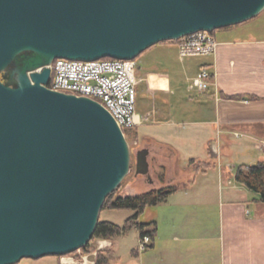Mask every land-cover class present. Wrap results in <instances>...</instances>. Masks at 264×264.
Masks as SVG:
<instances>
[{
	"label": "water",
	"instance_id": "obj_1",
	"mask_svg": "<svg viewBox=\"0 0 264 264\" xmlns=\"http://www.w3.org/2000/svg\"><path fill=\"white\" fill-rule=\"evenodd\" d=\"M264 0H0V73L26 52L19 86L0 80V264L63 256L92 239L130 172L123 130L98 101L48 87L57 58L132 60L199 31L247 22ZM148 148L136 175L152 181Z\"/></svg>",
	"mask_w": 264,
	"mask_h": 264
},
{
	"label": "crops",
	"instance_id": "obj_2",
	"mask_svg": "<svg viewBox=\"0 0 264 264\" xmlns=\"http://www.w3.org/2000/svg\"><path fill=\"white\" fill-rule=\"evenodd\" d=\"M226 29L214 32L216 52L203 55L206 59L190 77L192 81L207 69L212 86L196 90L189 99L173 92L167 71L138 65V76L147 82L141 90L137 87L139 108L132 131L142 144L139 149L148 148L157 166H167L166 183L178 181L179 174L171 173L181 169L176 168L179 150H188L185 167L191 177L177 183L180 189L158 211L153 246L140 251L136 230L138 245L131 249L136 257L126 264H264V202L236 182L237 165L227 159V150L238 149L239 165L264 160V149L256 147L264 143V37L256 30L228 34ZM166 155L170 163L162 162ZM193 158L211 166L195 172ZM117 239H97L94 246L112 250V264H122ZM77 253L58 256V264H78ZM86 256L88 264H96L97 252Z\"/></svg>",
	"mask_w": 264,
	"mask_h": 264
},
{
	"label": "rangeland",
	"instance_id": "obj_3",
	"mask_svg": "<svg viewBox=\"0 0 264 264\" xmlns=\"http://www.w3.org/2000/svg\"><path fill=\"white\" fill-rule=\"evenodd\" d=\"M243 30H256L257 31L256 33L258 35L264 37V11L260 15L247 21L246 23H243L242 25L229 27L224 32H228V34H233V33L241 32ZM220 32L222 31L217 30L218 34H220ZM36 57H37L36 53L31 51H26L20 54L16 58V60L9 67H7L6 70L0 73L1 82L11 88L18 87L19 86L18 75L20 74V72L25 71L23 61H25L28 58H36ZM205 59L206 57H204L203 55L182 57L180 55L178 45L176 43L166 41V42H160L150 49L148 48L145 53L137 57L136 61L138 65L144 67V70L147 69L149 71H154V70L167 71L173 80V88H172L173 92L176 95L183 96L189 99L190 96H193L196 92V90H191L190 77H193L195 75L198 69V65L201 62H203ZM45 66L46 65L39 66L37 68H31L28 70L27 73L28 75H30L32 72H35L38 69H41ZM138 79H139L138 89L141 90L142 88H144V86H146L147 82H145L143 78L141 79V76H138ZM138 108H139V103L137 104V109ZM127 141L131 151V167L129 174L125 177V179L121 183L120 189L117 190V195L137 194L151 187L159 186L161 184L159 179V174L161 173L162 168L157 166L156 164V155H154L155 153L152 152L149 155V160L151 164L150 174L152 176V181H151L147 176L136 175V153L140 150L139 148L142 146V144H140L137 138H135L132 129L127 131ZM256 147L262 150L264 149V143L257 144ZM251 150H254L253 153L255 155L261 154L258 151H255V149H251ZM179 151H180L179 154L180 156L178 159L179 160L178 163L180 164V166L177 165L176 168L181 167V169L179 168L180 171L177 170L171 173V176H175V177L179 174L178 181L172 182L176 184L181 182L182 183L187 182V180L191 177V172L189 170H186L185 167L188 164L187 157L189 151L186 149ZM227 151H228L227 153H229L228 157L226 156V152H225L224 159H226L227 157V159H231V162L233 164H236L238 166L239 163L242 161L240 160L241 157H239L238 154H236V151H238V149H232ZM230 152H233L234 154L232 153L230 154ZM164 157L165 159L162 160L163 163L171 162L170 159L169 161L167 160L168 158L167 155ZM246 161H250V160L247 159ZM182 166L185 167L184 170ZM164 167H165V175H166L168 169L167 166ZM166 182H167V175L165 176L164 183ZM161 208H164L163 203L158 206L147 207L145 212L142 214L140 218L141 222L146 223L156 219L158 211L161 212ZM132 214L133 212L129 210L108 209V210H103L101 212L100 219L104 221H111L122 226L125 220ZM136 233L137 231L134 229L129 232L128 236L119 237L116 241L118 252L122 256V264H126L127 261L129 260L130 261L135 260L136 256L135 257H133L134 255L132 256L131 249L138 245V239ZM96 240L97 239L92 241L93 246H95ZM85 255L88 254H83V256ZM83 256L82 255L79 256L78 258L79 264H82L81 263L82 259L84 261ZM16 264H58V256L48 255L38 259L23 258L21 261H19Z\"/></svg>",
	"mask_w": 264,
	"mask_h": 264
},
{
	"label": "built area",
	"instance_id": "obj_4",
	"mask_svg": "<svg viewBox=\"0 0 264 264\" xmlns=\"http://www.w3.org/2000/svg\"><path fill=\"white\" fill-rule=\"evenodd\" d=\"M169 42L178 45L182 57L213 54L218 47L214 35L208 31H199ZM45 68L51 70L49 88L98 101L110 112L124 134L137 125L139 79L136 59L102 58L83 61L57 58L35 72H42ZM212 81L213 75L209 70L202 69L192 79L191 90L206 91L212 86ZM151 243V237L141 238L139 250L145 251ZM78 252L81 254V250ZM83 258L81 263L88 264L87 256Z\"/></svg>",
	"mask_w": 264,
	"mask_h": 264
},
{
	"label": "trees",
	"instance_id": "obj_5",
	"mask_svg": "<svg viewBox=\"0 0 264 264\" xmlns=\"http://www.w3.org/2000/svg\"><path fill=\"white\" fill-rule=\"evenodd\" d=\"M215 31L216 30H214L212 34H214ZM127 131H125L126 135ZM190 164L194 166L195 172H200L202 169L204 170V168L211 166V163L198 161L195 158L190 160ZM161 168L162 171L159 174V179L162 185L151 187L137 194L117 195V190L120 189L121 186L120 184V186L106 198L102 211L108 209L129 210L132 211L133 214L125 220L122 226L111 221L99 219L92 239L85 247L80 249L82 255L97 252L96 264H112L115 258L114 252L112 250L107 252L97 251L92 245V241L95 239L112 240L124 237L134 229L139 232L140 238H144L145 236L151 237L152 243L150 246H153L158 231L157 222L152 220L145 223L141 222L140 218L147 207L158 206L164 203L171 195L180 189L179 184L164 183L166 176L165 167L162 166ZM235 180L238 184L245 186L258 195L259 201L264 202V160L254 165L241 164L237 166ZM77 252L78 250L67 255H77Z\"/></svg>",
	"mask_w": 264,
	"mask_h": 264
},
{
	"label": "bare ground",
	"instance_id": "obj_6",
	"mask_svg": "<svg viewBox=\"0 0 264 264\" xmlns=\"http://www.w3.org/2000/svg\"><path fill=\"white\" fill-rule=\"evenodd\" d=\"M142 53H143V52H142ZM139 56H140V55H139ZM139 56H138V57H139ZM135 59H137V58H135ZM135 59H134V60H135Z\"/></svg>",
	"mask_w": 264,
	"mask_h": 264
},
{
	"label": "flooded vegetation",
	"instance_id": "obj_7",
	"mask_svg": "<svg viewBox=\"0 0 264 264\" xmlns=\"http://www.w3.org/2000/svg\"><path fill=\"white\" fill-rule=\"evenodd\" d=\"M145 52V51H144ZM141 55V54H140Z\"/></svg>",
	"mask_w": 264,
	"mask_h": 264
}]
</instances>
